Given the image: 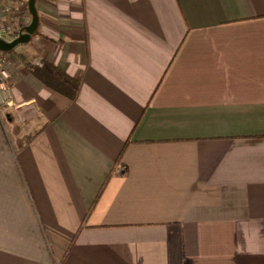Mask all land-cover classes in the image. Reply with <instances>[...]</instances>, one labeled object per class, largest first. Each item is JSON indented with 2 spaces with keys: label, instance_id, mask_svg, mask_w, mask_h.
Segmentation results:
<instances>
[{
  "label": "crops",
  "instance_id": "0c3cea01",
  "mask_svg": "<svg viewBox=\"0 0 264 264\" xmlns=\"http://www.w3.org/2000/svg\"><path fill=\"white\" fill-rule=\"evenodd\" d=\"M37 7L33 48L80 85L0 53V264H264V0ZM30 18L0 0L6 36Z\"/></svg>",
  "mask_w": 264,
  "mask_h": 264
},
{
  "label": "trees",
  "instance_id": "16d2710c",
  "mask_svg": "<svg viewBox=\"0 0 264 264\" xmlns=\"http://www.w3.org/2000/svg\"><path fill=\"white\" fill-rule=\"evenodd\" d=\"M19 48H23L26 50L25 54L29 58L28 63H27V68L37 78H39L45 85L49 86L55 91H58L64 94L65 96L69 98L76 97L78 93V88L80 85L79 79L73 77L70 73L62 70L59 66H57V64L49 62L46 59H44L35 50V48H33V40L26 45L19 46L13 52H16ZM1 108L2 107L0 106V109ZM109 178H110V174L107 176L103 186L101 187L97 198L102 194ZM72 245L73 243L71 244V246Z\"/></svg>",
  "mask_w": 264,
  "mask_h": 264
},
{
  "label": "water",
  "instance_id": "95a60500",
  "mask_svg": "<svg viewBox=\"0 0 264 264\" xmlns=\"http://www.w3.org/2000/svg\"><path fill=\"white\" fill-rule=\"evenodd\" d=\"M27 6L31 15L30 21L23 25L10 38L6 35H0V53L12 52L19 46L30 43L39 34L41 18L37 7V0H27Z\"/></svg>",
  "mask_w": 264,
  "mask_h": 264
},
{
  "label": "built area",
  "instance_id": "2783aa9c",
  "mask_svg": "<svg viewBox=\"0 0 264 264\" xmlns=\"http://www.w3.org/2000/svg\"><path fill=\"white\" fill-rule=\"evenodd\" d=\"M7 11L10 10V7L6 8ZM15 30L14 23L12 19L6 21L4 25H0V35H6ZM10 72L0 66V104L10 105L13 102V93L12 86L10 83Z\"/></svg>",
  "mask_w": 264,
  "mask_h": 264
},
{
  "label": "rangeland",
  "instance_id": "374dc122",
  "mask_svg": "<svg viewBox=\"0 0 264 264\" xmlns=\"http://www.w3.org/2000/svg\"><path fill=\"white\" fill-rule=\"evenodd\" d=\"M14 35H15V34H14ZM14 35H13V36H14ZM8 37L10 38V37H12V35H11V34H9V35H8Z\"/></svg>",
  "mask_w": 264,
  "mask_h": 264
}]
</instances>
